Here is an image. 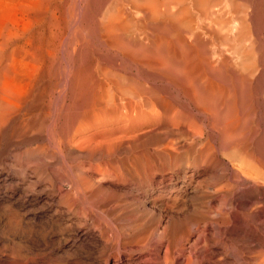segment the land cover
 <instances>
[{
  "label": "rangeland",
  "instance_id": "374dc122",
  "mask_svg": "<svg viewBox=\"0 0 264 264\" xmlns=\"http://www.w3.org/2000/svg\"><path fill=\"white\" fill-rule=\"evenodd\" d=\"M150 1L0 0V113L11 106L0 118V165L26 177L0 186V264H104L105 257L107 264H170L179 250L177 264H246V211L264 232V0ZM108 19L116 30L107 29ZM159 58L180 63L190 78L179 75L169 86L158 76L167 67L149 66ZM126 73L146 75L160 110L149 115L133 106L124 115L107 102L120 90L109 77ZM203 76L224 86L213 90L210 106L188 100L207 89ZM258 115L262 124L250 134L247 121L255 129ZM190 173L194 179H183ZM174 181L181 187L168 191ZM43 188L47 198L27 199ZM188 218L195 220L189 235L169 246L165 231ZM145 231L148 239L137 242ZM194 242L199 251L191 255Z\"/></svg>",
  "mask_w": 264,
  "mask_h": 264
},
{
  "label": "bare ground",
  "instance_id": "6f19581e",
  "mask_svg": "<svg viewBox=\"0 0 264 264\" xmlns=\"http://www.w3.org/2000/svg\"><path fill=\"white\" fill-rule=\"evenodd\" d=\"M148 0H146V2H147ZM150 1V0H149ZM148 1V2H149ZM153 1V0H152ZM152 1H150V2H152ZM177 1V0H176ZM199 1V0H198ZM197 1V2H198ZM205 1V0H204ZM132 2H133V0H132ZM131 2V3H132ZM148 2L146 3V4H148ZM155 4L157 3V2H155V1H153ZM152 2V3H153ZM200 2V1H199ZM135 3H137V2H135ZM145 3V2H144ZM207 3V2H206ZM138 4H140V3H138ZM138 4H135L136 6H138ZM143 4V3H142ZM141 4V5H142ZM146 4H144V5H146ZM150 4V3H149ZM148 4V5H149ZM154 4V5H155ZM177 4V3H176ZM198 4V3H197ZM133 5H134V2H133ZM132 5V6H133ZM157 5V4H156ZM156 5L154 6V7H156ZM168 5H170V4H168ZM202 5H203V1H202ZM206 5V4H205ZM204 5V7H206ZM136 6H133V7H136ZM151 6H153L152 4H150V7ZM158 6V5H157ZM141 7V6H140ZM140 7H138V8H140ZM143 7V6H142ZM147 7V6H146ZM170 7V6H169ZM202 7V6H201ZM210 7V6H209ZM137 8V7H136ZM135 8V9H136ZM157 9L159 8V7H156ZM165 8H167V9H170V8H168V7H165ZM171 8H172V6H171ZM211 8L212 7H210L209 9L211 10ZM138 10H140V9H138ZM156 9H154L153 11H155ZM182 10L183 9H181V11L180 12H182ZM152 11V12H153ZM164 11V10H163ZM167 11V10H166ZM179 11V10H178ZM151 11H150V13H152ZM156 12H158V11H156ZM156 12H155V15H156ZM160 12H162V11H160ZM167 12H169V11H167ZM170 12H172L171 10H170ZM169 12V13H170ZM179 13V12H178ZM205 13V12H204ZM214 13V12H213ZM154 13H152L151 15H153ZM182 13H180V15H181ZM184 14V13H183ZM151 15H149V17L151 16ZM158 15V14H157ZM157 15H156V17H157ZM159 15H161V13L159 14ZM163 15V14H162ZM176 15H177V11H176ZM179 15V14H178ZM180 15H179V18H182V16L180 17ZM125 16H127V15H125ZM169 15H167V17H168ZM213 16V15H212ZM241 16V15H240ZM111 17H113V16H111ZM110 17V18H111ZM117 17V16H116ZM151 17H153V16H151ZM114 19H115V17H113ZM113 18H111V19H113ZM127 18V17H126ZM172 18H174V16L172 17ZM176 18H178L177 16H176ZM176 18H174V19H176ZM178 18V19H179ZM118 19V18H117ZM164 19H167V18H164ZM170 19V18H169ZM168 19V20H169ZM176 20V22L175 23H177L179 20ZM220 19V18H219ZM222 19V18H221ZM173 20V19H172ZM183 20V19H182ZM112 21V20H111ZM109 19H108V21H106V22H109L106 26H107V29H109V30H111L114 26H115V23H112ZM141 21V20H140ZM181 21V20H180ZM179 21V22H180ZM130 22V21H129ZM133 22H134V19H133ZM136 22V21H135ZM142 23H143V21H141ZM141 22H139V19H138V23H139V25H140V27L142 28L143 26H141ZM182 22V21H181ZM180 22V23H181ZM223 22V21H222ZM123 24L125 23V22H122ZM175 23H174V26H175ZM180 23H177V24H180ZM184 23V22H183ZM225 23V22H224ZM118 25H119V23H117ZM116 24V25H117ZM126 24H127V21H126ZM136 24V23H135ZM171 24H172V22H171ZM221 24V23H220ZM235 24V23H234ZM134 25V24H133ZM181 25V24H180ZM236 25V24H235ZM172 26V25H171ZM233 26V25H232ZM243 26V25H242ZM117 27H119L120 28V26H117ZM121 27H122V25H121ZM139 27V28H140ZM181 28L180 26H175V28L174 29H176V28ZM115 28V30H116V27H114ZM123 28V27H122ZM137 28V27H136ZM172 28V29H173ZM222 28V27H221ZM224 28V27H223ZM229 28H230V26H229ZM228 28V29H229ZM236 28V27H235ZM171 29V31L173 32V34L175 33L174 32V29L172 30ZM241 29V28H240ZM114 30V29H113ZM125 30V29H124ZM137 30H138V28H137ZM142 30H143V28H142ZM235 30V29H234ZM243 30V29H242ZM242 30H239V31H242ZM176 31V30H175ZM181 31V30H180ZM189 31H191V29L189 30ZM178 32V31H177ZM220 32V31H219ZM225 32H227V31H225ZM243 32H245V31H243ZM247 32V31H246ZM139 33H141L140 32V29H139ZM192 33V32H191ZM190 33V34H191ZM142 34V33H141ZM172 34V33H171ZM213 34H214V32H213ZM218 35H219V33H217ZM239 34H240V32H239ZM238 34V35H239ZM244 34V33H243ZM191 35H193L194 36V34H191ZM216 35V34H215ZM226 34H224V36H225ZM227 36V35H226ZM237 36V35H236ZM240 36V35H239ZM238 37V36H237ZM139 38V37H138ZM140 38H141V36H140ZM139 38V39H140ZM142 38H144V37H142ZM141 38V39H142ZM215 38V37H214ZM223 38V37H222ZM226 38H228V37H226ZM232 38H233V36H232ZM195 39H196V37H195ZM244 39V38H243ZM182 40V39H181ZM198 40V39H197ZM138 41V40H137ZM141 51V50H140ZM185 53H187L186 51H185ZM167 54V53H166ZM184 54V53H183ZM135 55H137V54H135ZM133 56V55H132ZM168 56V55H167ZM132 59H134V60H137V61H140L141 60V58H132ZM146 59H148V58H146ZM153 59V58H152ZM160 59V58H159ZM168 60H166L165 58L162 60V59H160V62L158 61V63H151V64H149V66L150 67H161V66H164L165 65V67L164 68H166L167 67V70L166 69H163V70H166L165 72H163V73H161L162 75H160V74H158V76H159V78H161V79H163V77H164V79L166 80L165 82L169 85V86H174V85H176V84H178L179 83V80H181V78L179 77V75H184L185 73H182L186 68L185 67H179V65L178 64H180V63H176L177 65H178V67H176L174 64H173V61L171 60V59H169V58H167ZM178 59V58H177ZM186 59H188V58H186ZM216 59V58H215ZM131 60V59H130ZM166 60V61H165ZM176 60V59H175ZM184 60V59H183ZM203 60H205V59H203ZM214 60V59H213ZM227 60V59H226ZM132 61V60H131ZM165 61V62H164ZM177 61V60H176ZM134 62H136V61H134ZM150 62V61H149ZM148 62V63H149ZM178 62V61H177ZM185 62H187V60L185 61ZM188 62H190L189 60H188ZM203 62V61H202ZM218 62V61H217ZM139 63V62H138ZM147 63V62H146ZM182 63V62H181ZM204 63H205V61H204ZM162 64V65H161ZM184 64V63H183ZM188 64V63H187ZM195 64H197V63H195ZM207 64V63H206ZM205 64V65H206ZM213 64V63H212ZM167 65V66H166ZM186 64H184V66H185ZM198 65V64H197ZM221 65V64H220ZM225 65V64H224ZM135 66V65H134ZM187 66V65H186ZM189 66V65H188ZM203 66V65H202ZM190 67V66H189ZM194 67V66H193ZM201 67V66H200ZM213 67L214 66H212L211 68H212V70H213ZM220 67H222V66H220ZM230 67H232V66H230ZM229 67V68H230ZM157 68H155L156 69V72H157ZM163 68V67H162ZM181 68H183V70L181 69ZM185 68V69H184ZM208 68V67H207ZM218 68H219V64H218ZM227 68V67H226ZM182 71H181V70ZM187 69H189V68H187ZM195 68H193V70H194ZM203 69V68H202ZM232 69V68H231ZM108 70V69H107ZM146 70V69H145ZM154 70V69H153ZM158 70H161V69H158ZM181 71V74H179V72ZM192 70V71H193ZM190 71V70H189ZM207 71V70H206ZM209 71V70H208ZM211 71V70H210ZM226 71V70H225ZM228 71V70H227ZM227 71H226V74L228 75V73H229V71H228V73H227ZM231 71V70H230ZM198 72V71H197ZM105 73V72H104ZM120 73V72H119ZM204 73V72H203ZM206 73V72H205ZM103 74V73H102ZM125 74V73H124ZM151 74H153V73H151ZM188 74L191 76L192 75V73L190 74V72H188ZM197 74V73H196ZM201 74H202V72H201ZM210 74V73H209ZM226 74L224 75V76H226ZM132 75V74H131ZM131 75H128L127 73H126V75H121V74H119V75H117V74H113L112 76H110L109 77V81L110 82H112V83H114L118 88H120V90H119V93H116V95H112V96H109V94H108V96H109V98L107 99V102L108 103H110V105H113V107L115 106V107H118L119 105V107H123V109H124V112H122L124 115H128V114H130L132 111H130V108L129 107H131V109L133 108V106L134 107H136L137 106V108L140 110V112H142L143 114L145 113V111H146V113H151V112H153L154 111V113H155V111H156V108H157V106L155 105L156 103H155V99H153V98H151L152 97V95H154V93L151 95V96H149L150 94H149V92H150V90H151V88H148L149 86H146L145 85V81L147 80V77H146V75L145 76H143V75H141L140 77H139V75L138 76H135V75H133V76H131ZM188 75V76H189ZM214 75H216V74H214ZM105 76V75H104ZM148 76V75H147ZM184 76H186V74L184 75ZM217 76V75H216ZM223 76V77H224ZM229 76V75H228ZM149 77V76H148ZM187 77V76H186ZM185 77V78H186ZM200 77H202V76H200ZM205 76H203V78L202 79H204V81L206 82V84H202L201 83V86L200 87H203V88H207L206 90H205V92H203L202 90H200V92L201 93H196L195 91L192 93V96H190L191 98L190 99H188L189 101L190 100H194V101H191V102H193V105L195 104V105H198L199 106V104H203V106H205L204 104L206 103H208V102H210L211 100H212V98H213V96H214V94L215 93H217V91H215V93L213 92V90L217 87L219 90L220 89H224V86H222L221 84H219L218 82H216L215 81V79H213L212 77H206L207 79H205L204 78ZM231 77V76H230ZM243 79H246V76H241ZM150 78H152V76L150 77ZM184 78V77H183ZM184 78V79H185ZM187 78H190V77H187ZM186 78V80L188 81L189 80V83H190V79H187ZM219 78H222V75H220V77L218 76V80H220ZM226 77H224V79H225ZM183 79V81H186V80H184ZM198 79V78H197ZM200 79V78H199ZM198 79V80H199ZM223 79V78H222ZM223 79V80H224ZM241 79V78H240ZM242 79V80H243ZM145 80V81H144ZM193 80V79H192ZM230 80V79H229ZM228 80V81H229ZM242 80H240V82H242ZM148 81V80H147ZM200 81H201V79H200ZM199 81V82H200ZM203 81V80H202ZM201 81V82H202ZM222 81V80H221ZM228 81H226V83L228 82ZM238 81H239V78H238ZM245 80H243V82H244ZM108 82V81H107ZM198 82V83H199ZM223 82V81H222ZM242 82V83H243ZM154 83V82H153ZM180 83H182V82H180ZM185 83V82H184ZM188 83V84H189ZM204 83V82H203ZM225 83V84H226ZM241 83V84H242ZM246 83V82H245ZM194 84H197V83H195L194 82ZM228 84H229V82H228ZM227 84V85H228ZM106 85V84H105ZM110 85V84H109ZM167 85V86H168ZM181 85V84H180ZM226 85V86H227ZM245 86H246V84H244ZM104 86V85H103ZM108 86V85H107ZM114 86V85H113ZM168 86V87H169ZM186 86V85H185ZM188 86V85H187ZM196 86V85H195ZM198 85H197V89H198V87H199ZM243 85H241V88H243L244 90H245V86H243ZM117 87L116 88H114L115 90L114 91H117L116 89H117ZM156 87V86H155ZM154 87V88H155ZM182 87H183V85H182ZM190 87H192V86H190ZM228 87V86H227ZM105 88H106V86H105ZM109 87H107V89H108ZM157 88V87H156ZM171 88V87H170ZM178 88V87H177ZM216 88V89H217ZM166 89H167V87H166ZM191 89V88H190ZM193 89V88H192ZM226 89V88H225ZM111 89H109V91H110ZM189 90V89H188ZM194 90V89H193ZM243 90V91H244ZM106 91V90H105ZM108 91V92H109ZM113 91V90H112ZM209 91V92H208ZM221 91V90H220ZM228 91V90H227ZM241 92H242V90H240ZM107 91H106V93H108ZM223 92V91H222ZM224 92H225V90H224ZM223 92V93H224ZM239 92V91H238ZM241 92H240V94H241ZM114 93V92H113ZM214 93V94H213ZM223 93H222V95H223ZM231 93V92H230ZM244 93H245V91L243 92V94H241V95H243V97H245L244 96ZM9 94V93H8ZM115 94V93H114ZM168 94V93H167ZM184 94V93H183ZM225 95H227L228 94V92H225L224 93ZM233 94V93H232ZM156 95V94H155ZM170 95V94H169ZM212 95V96H211ZM217 95V94H216ZM219 95V94H218ZM217 95V96H218ZM221 95V96H222ZM178 96V95H177ZM221 96H219L220 98H221ZM159 96H156V98H158ZM189 97V96H188ZM216 97V96H215ZM218 97V98H219ZM225 97V96H224ZM223 97V98H224ZM229 97V95L227 96V99H229L228 98ZM180 98V97H179ZM217 98V97H216ZM215 98V100L217 101V99ZM230 98H231V96H230ZM102 99H104V97H102ZM105 99V100H106ZM177 99H178V97H177ZM227 99H226V101H227ZM234 98H232V99H230L229 101H230V104H232L233 102L235 103V101L233 100ZM101 100V99H100ZM173 100V99H172ZM180 100V99H179ZM186 100V99H185ZM208 100H210V101H208ZM214 100V99H213ZM223 100V99H222ZM243 100H245L244 98H243ZM1 101V100H0ZM102 101V100H101ZM156 101H158V99L156 100ZM161 101H162V99H161ZM174 101V100H173ZM204 101V102H203ZM206 101V102H205ZM224 101V100H223ZM223 101H221V104L223 103ZM233 101V102H232ZM104 102V101H103ZM159 102V101H158ZM176 102V101H175ZM195 102V103H194ZM202 102V103H201ZM211 102H213V101H211ZM215 102V101H214ZM218 102V101H217ZM217 102H216V104H217ZM228 102V101H227ZM2 103V102H1ZM108 103H107V105H108ZM112 103V104H111ZM117 103H119V105H117ZM159 103H161V102H159ZM159 103H158V105H159ZM177 103V102H176ZM183 103V102H182ZM188 103V102H187ZM220 103V102H219ZM244 103H246V101L244 102ZM3 104V103H2ZM6 104H8V103H6ZM104 104H105V102H104ZM171 104V103H170ZM209 104V106L212 104V103H208ZM224 104V103H223ZM236 104V103H235ZM4 105H5V102H4ZM9 105V104H8ZM1 106V117L0 118H3V117H6L7 118V113H8V109H11V108H9V107H11L10 105L9 106ZM96 105V104H95ZM117 105V106H116ZM187 105V104H186ZM233 105V104H232ZM172 106V105H171ZM171 106H170V108H169V110H168V112L169 111H171L172 110V108H171ZM181 106H182V104H181ZM197 106V107H198ZM215 106H217V105H215ZM230 106V105H229ZM238 106V105H237ZM241 106V105H240ZM107 107V106H106ZM112 107V106H111ZM118 107V108H119ZM156 107V108H155ZM165 107V106H164ZM164 107H163V109H164ZM176 107V106H175ZM183 107V106H182ZM194 107V106H193ZM213 107V106H212ZM218 107V106H217ZM231 107V106H230ZM118 108H117V110H118ZM136 108V109H137ZM159 108V107H158ZM200 108V107H199ZM240 108V107H239ZM263 108H264V106H263ZM113 109H115V108H113ZM167 109V108H166ZM176 109H177V107H176ZM176 109H175V111H176ZM178 109H179V107H178ZM204 109H207L206 107L204 108ZM203 109V110H204ZM208 109H211L210 107H208ZM224 109V108H223ZM231 109V108H230ZM256 109V108H255ZM96 110V109H95ZM116 110V109H115ZM139 110H137V112H138V114H140L139 113ZM158 110H160V109H158ZM157 110V111H158ZM184 110V109H183ZM186 110H187V108H186ZM196 110V109H195ZM241 110V109H240ZM253 110V109H252ZM156 111V112H157ZM165 111V110H164ZM209 111V110H208ZM228 111V110H227ZM234 111V110H233ZM236 111V110H235ZM241 111H245V110H241ZM240 111V112H241ZM159 112H163L162 110L161 111H159ZM167 112V111H166ZM166 112H164V114L163 113H160V115L161 114H163V117H165L164 115L166 114ZM167 112V114H169ZM174 112V111H173ZM178 112V111H177ZM185 112V111H184ZM188 112V111H187ZM191 112V108H190V111L188 112V113H190ZM194 112H196V111H194ZM194 112H192V113H194ZM201 112V111H200ZM259 112V111H258ZM121 113V114H122ZM133 113H134V111H133ZM190 114V115H193V114ZM212 113V112H211ZM225 113H227V112H225ZM247 113V112H246ZM253 113H254V111H253ZM148 114H146V115H148ZM174 114H176V112H174ZM174 114L172 113V111H171V115L172 116H174ZM238 114V113H237ZM260 116L261 117H259V115L256 117V123H254V125L255 124H257V125H255L256 126V128L255 129H253L250 125L252 124L251 123V121H254L253 119L251 120V121H247V123L248 124H246L247 126H246V128H248V130H249V133L250 134H252V133H255V132H257L258 131V128H257V126L258 125H261L262 123H264V122H259L257 119H258V117L260 118L259 120H264V111H260ZM10 115H12V114H10ZM150 115V114H149ZM158 115H159V113H158ZM186 115V114H185ZM189 115V116H190ZM227 115H228V113H227ZM233 115V114H232ZM254 115V114H253ZM123 116V115H122ZM155 116H157V115H155ZM155 116H152L153 118H155ZM162 116V115H161ZM169 116H170V114H169ZM188 115H186L185 116V118L187 117ZM188 116V118H190ZM226 116V115H225ZM234 116H235V114H234ZM252 116V113H251V115H250V117ZM132 117V116H131ZM158 117V116H157ZM166 117H168V115L166 116ZM171 117V116H170ZM175 117V116H174ZM177 117V116H176ZM182 117L184 118V116H183V112H182ZM211 117H214V116H212L211 115ZM216 118H217V116H215ZM223 117V116H222ZM237 117H239V116H237ZM181 118V117H180ZM194 118V117H193ZM193 118H191V119H193ZM226 118H227V116H226ZM226 118H225V120H226ZM235 118V117H234ZM248 119H250L249 117H247ZM253 118H254V116H253ZM157 119V118H156ZM161 119V118H160ZM215 119V118H214ZM228 119H230V118H228ZM246 119V118H245ZM247 119V120H248ZM255 119V118H254ZM2 120V119H1ZM188 120V119H187ZM186 120V121H187ZM215 120H217V119H215ZM3 121H4V119H3ZM182 121V120H181ZM183 121H184V119H183ZM2 124H3V122H2ZM169 124V123H168ZM3 126V125H2ZM166 126V125H165ZM254 126V127H255ZM167 127H168V125H167ZM167 127H165V128H167ZM259 127V126H258ZM169 128V127H168ZM263 128V127H262ZM169 130V129H168ZM260 130V129H259ZM166 131V130H165ZM172 131H173V129H172ZM171 130H169V132H172ZM229 131V130H228ZM262 131V130H261ZM227 132V131H226ZM20 133V132H19ZM167 133V132H166ZM166 133H164V134H166ZM174 133V132H173ZM183 133V132H182ZM247 133V132H246ZM260 133V132H259ZM163 135V134H162ZM185 135V134H184ZM225 135V134H224ZM236 135V134H235ZM254 135H256V133L254 134ZM165 136V135H164ZM163 136V137H164ZM227 136H229V133H228V135ZM226 136V137H227ZM261 136V135H260ZM156 137V136H155ZM167 137V136H166ZM183 137V136H182ZM235 137V136H234ZM251 137V136H250ZM258 137V136H257ZM161 138V137H160ZM230 138L232 139L233 137H231L230 136ZM251 138H253L252 139V141L254 140V137H253V135H252V137ZM251 138H249V139H251ZM264 138V137H263ZM262 138V136L260 137V141H263V142H261V144L262 143H264V139ZM163 139V138H162ZM168 139V138H167ZM256 139V138H255ZM162 141V140H161ZM165 141V140H164ZM164 141H162L163 143H164ZM173 142V139L171 140H169V142H167V140H166V142L167 143H169V145L171 146V147H174V145H171L172 144V142ZM176 141H177V139H176ZM175 140H174V142H176ZM193 141V140H192ZM195 141V140H194ZM224 141V140H223ZM173 142V143H174ZM235 142V141H234ZM255 142H256V140H255ZM255 142H254V145H256L257 144V142H256V144H255ZM16 144V143H15ZM178 144V143H177ZM176 144V145H177ZM247 144V143H246ZM168 145V144H167ZM166 145V146H167ZM175 145V146H176ZM208 145V144H207ZM169 146V147H170ZM224 146V145H223ZM229 146V145H228ZM248 146H250L249 144H248ZM256 146H258V145H256ZM262 146H264V144H262ZM163 147V146H162ZM161 147V148H162ZM165 147V146H164ZM202 147H203V145H202ZM253 147V146H252ZM174 148H179V147H174ZM188 148V147H187ZM209 148V147H208ZM213 148V147H212ZM212 148H209V149H212ZM230 148V147H229ZM246 148H248V147H246ZM264 148V147H263ZM155 149V148H154ZM164 149V148H163ZM166 149V148H165ZM164 149V150H165ZM168 149H170V148H168ZM203 149V148H202ZM234 149V148H233ZM254 149V148H253ZM182 150V149H181ZM247 150V149H246ZM248 150H251L250 148L248 149ZM257 150H258V147H257ZM256 150V151H257ZM167 151V153H168V150H165L163 153H165ZM170 151H172V148H171V150ZM170 151H169V155H170ZM260 151V150H259ZM259 151H257V152H259ZM264 151V150H263ZM204 152V151H203ZM225 152V151H224ZM251 152H253L252 150H251ZM134 153V152H133ZM249 153V152H248ZM248 153H247V156H248ZM260 153V152H259ZM144 154V153H143ZM257 154V153H256ZM146 155H147V153H146ZM191 155V154H190ZM199 155V154H198ZM201 155V154H200ZM211 155V154H210ZM228 155H230V154H228ZM250 155V154H249ZM255 155V154H254ZM168 156V155H167ZM166 156V157H167ZM205 156V155H204ZM203 155H202V157H204ZM252 156V155H251ZM257 156H258V154H257ZM102 157V156H101ZM170 157V156H169ZM176 157V156H175ZM250 157V156H249ZM254 157V156H253ZM149 158V157H148ZM189 158V157H188ZM207 158V157H206ZM213 159L215 158L214 156L212 157ZM255 158V157H254ZM258 158L261 160V158H260V155L258 156ZM130 159V158H129ZM142 159V158H141ZM145 159V158H144ZM216 159H218V158H216ZM256 159H257V157H256ZM121 160V159H120ZM143 160V159H142ZM251 160H253V159H251ZM260 160H258L259 161V163H260ZM153 161V160H152ZM167 161V160H166ZM172 161V160H171ZM176 161V160H175ZM186 161H187V159H186ZM186 161H185V163H186ZM146 162V161H145ZM249 162V161H248ZM5 163V162H4ZM262 163V165H263V162H261ZM224 164V163H223ZM8 165V164H7ZM108 165V164H107ZM110 165V164H109ZM261 165V164H260ZM113 166H115V165H113ZM111 168V167H110ZM113 168V167H112ZM121 169V168H120ZM14 169H13V167L10 165V166H6V164H2V165H0V186L1 187H11V186H17V185H21V183L25 180V178L26 177H22V178H19L18 176H17V173L15 172L14 173ZM123 172V171H122ZM199 172V171H198ZM24 173H25V171H24ZM23 174V173H22ZM115 175V174H114ZM23 176V175H22ZM26 176V175H25ZM193 176H195L194 175V173H190V174H183V179L185 178V177H189V179H194L193 178ZM264 176V175H263ZM169 177V176H168ZM179 177H181V176H179ZM178 177V178H179ZM165 178V177H164ZM171 178H172V176H171ZM171 178L169 177V180L171 181ZM162 179V178H161ZM183 179H181V180H183ZM168 180V181H169ZM180 180V181H181ZM178 181V180H177ZM189 181V180H188ZM175 182V181H174ZM185 181H183V183H184ZM162 183V182H161ZM166 183V182H165ZM197 183V182H196ZM33 184V186H35L36 185V183H32ZM190 184V183H189ZM24 185V184H23ZM29 185V184H28ZM25 186V185H24ZM175 186H177V187H181V185H178L176 182L173 184V185H170V186H168V187H170V189H168V191L169 190H172ZM185 186V185H184ZM196 186V185H195ZM44 187V186H43ZM176 187V188H177ZM192 188H193V186H191ZM23 188V187H22ZM25 188V187H24ZM29 188V187H28ZM166 188V187H165ZM191 188V189H192ZM19 189V188H18ZM26 189V188H25ZM41 189V188H40ZM45 188H43L42 190H44ZM182 189V188H181ZM190 189V190H191ZM35 190V189H34ZM42 190H35V191H37L36 193H35V195H31V196H29V198H27L28 200H38V199H40V198H47L46 197V195L44 194V193H42V192H45V190L44 191H42ZM188 190V189H187ZM32 192H33V190H31ZM185 191V190H184ZM30 193V192H29ZM34 193V192H33ZM159 193V192H158ZM184 193V192H183ZM47 194V193H46ZM51 194V193H50ZM47 196H49V195H47ZM27 209V208H26ZM223 214V213H222ZM227 213H225V215H226ZM224 216V215H223ZM249 214L247 213V211H246V247L244 246L243 247V253H244V255H246L245 257H246V264H264V232L261 230V228H259L257 225H256V221L255 222H253V223H251V225L249 224ZM225 219H226V217H224ZM221 219H223L222 217L220 218V222H221ZM175 220V219H174ZM228 220V219H227ZM178 220H176V221H173V223L174 224H172V226H169V228H168V230H166L165 231V229H164V231L166 232V235H165V237H166V239H167V242H168V244H169V246L171 245V246H173L174 248H175V245L176 244H178L177 243V238H179V239H181V237H183V236H187V235H189V233L191 232V228H190V225H189V221H195V220H191V219H189L188 218V220L186 219V220H179L178 222H177ZM223 222H224V220H222ZM175 222L177 223V224H175ZM225 222H226V220H225ZM228 222V221H227ZM226 222V223H227ZM222 223V222H221ZM220 224V223H219ZM225 224V223H224ZM228 224V223H227ZM226 224V225H227ZM143 226V225H142ZM167 227V226H166ZM110 229V228H109ZM167 229V228H166ZM148 231V230H147ZM147 231H145V232H147ZM145 232H143V233H140L139 235H135V239H136V237H138L139 236V241H137V239H136V241L137 242H142V241H140V240H144L145 241V239L147 238V236L149 235V233L147 232V233H145ZM219 232V231H218ZM153 233V232H152ZM106 234V233H105ZM165 234V233H164ZM218 234V233H217ZM179 235H180V237H179ZM150 236V235H149ZM158 236V235H157ZM215 236H216V234H215ZM133 237H134V234H133ZM159 237V236H158ZM129 238H131V236L129 237ZM161 238V237H160ZM134 239V240H135ZM148 239V238H147ZM163 239V238H162ZM128 240V239H127ZM133 240V241H134ZM157 240V239H156ZM144 241H143V243H144ZM154 241V240H153ZM130 242V241H129ZM132 242V241H131ZM136 242V243H137ZM159 242V241H158ZM181 242V241H180ZM226 242V241H225ZM139 243V244H140ZM146 243H147V240H146ZM149 243V242H148ZM151 243V242H150ZM196 243L197 242H194L192 245H191V247H189L190 248V250H189V252H190V254L191 255H195L196 253V251H199V250H196V247H197V245H196ZM230 243V242H229ZM124 244V243H123ZM130 244V243H129ZM132 244V243H131ZM127 245V244H126ZM138 245V244H137ZM220 245V244H219ZM122 246V245H121ZM151 246V245H150ZM172 247V248H173ZM201 247V246H200ZM230 247V246H229ZM234 247V246H233ZM171 248V249H172ZM198 248V247H197ZM130 249V248H129ZM139 249V248H138ZM177 249H179V245H178V248ZM200 250H202L201 248H200ZM151 251V250H150ZM239 251H241V250H239ZM107 252V251H106ZM173 252V251H172ZM175 252V251H174ZM181 251L179 250L178 252H175V253H177L176 254V257L174 258V257H172L171 258V260H170V264H177L178 263V261L180 260V256H181V253H180ZM188 252V253H189ZM234 251H232V250H229V251H227V252H225L226 254H224V255H226V257H231L232 256V253H233ZM198 253V252H197ZM240 253V252H239ZM242 253V254H243ZM240 255V254H239ZM115 257V256H114ZM189 257H190V255H189ZM240 257V256H239ZM238 257V258H239ZM243 257V256H242ZM245 257H243V258H245ZM104 258V257H103ZM191 258V257H190ZM198 258V257H197ZM233 258H234V256H233ZM192 259H195V257L194 258H192ZM200 259V258H199ZM101 260V259H100ZM104 260V264H107L108 263V260H109V258H107V257H105V259H103ZM189 260V259H188ZM189 262H192V261H189ZM232 262V261H231ZM243 262V260L241 261V263ZM198 263H199V261H198ZM237 263H239V262H237ZM191 264H193V263H191ZM216 264H220V263H216ZM225 264H232V263H225Z\"/></svg>",
  "mask_w": 264,
  "mask_h": 264
}]
</instances>
